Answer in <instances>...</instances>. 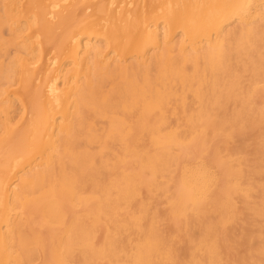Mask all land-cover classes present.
<instances>
[{
	"label": "bare ground",
	"instance_id": "bare-ground-1",
	"mask_svg": "<svg viewBox=\"0 0 264 264\" xmlns=\"http://www.w3.org/2000/svg\"><path fill=\"white\" fill-rule=\"evenodd\" d=\"M19 3L9 0L0 7V264L10 259L40 264L53 256L64 264H80L79 245L93 247L95 255L102 246L106 249L96 243L97 232L102 233L99 218L106 212L102 202L117 194L112 186L123 181V174L128 180L123 186L132 192L136 180L127 177L132 170L126 153L140 150L137 141L147 147L141 163L151 172L146 175L151 187L160 182L166 199V229H174L173 234L170 228L165 232L167 218L159 212L147 214L143 207L129 214L126 207L129 222H116L121 231L133 226L141 232L128 240L145 242L138 250L145 253L142 264H185L176 250L183 245L193 251L191 264H264L262 0ZM18 90L30 95L17 100L24 111L31 102L25 128L10 121L15 109L8 98ZM237 143L246 156L259 152L253 159L260 166L256 179L248 174L256 167H249ZM139 183L143 189L144 182ZM238 195L256 198L249 210L256 221L252 226L259 222L258 227L250 230L246 223L254 222L241 219L247 214L238 212ZM68 197L73 203L66 209L62 198ZM140 199V205L132 201L146 206ZM75 200L94 202L95 207L87 209L77 201L78 207ZM48 217L58 228L34 235L33 230L46 229ZM236 220L241 228L250 226L249 231L227 227ZM117 239L116 244L134 242ZM40 241L43 253L37 251ZM125 247L112 248L125 254Z\"/></svg>",
	"mask_w": 264,
	"mask_h": 264
},
{
	"label": "rangeland",
	"instance_id": "rangeland-1",
	"mask_svg": "<svg viewBox=\"0 0 264 264\" xmlns=\"http://www.w3.org/2000/svg\"><path fill=\"white\" fill-rule=\"evenodd\" d=\"M18 2H21V3H19V4H22L23 3V1L24 0H17ZM8 2H9V0H8ZM7 0H0V7H1V4L2 5H7ZM24 24V21L23 20H21V23L20 24ZM22 26V25H21ZM6 35V34H5ZM23 35L25 36V40H27L28 39V34H27V32H24L23 33ZM7 38V35L5 36V39ZM21 42H23V40L21 39ZM27 43H31V41L30 40H27ZM27 45V44H26ZM35 52H37V51H35ZM68 65V64H67ZM28 96H30V95H28V94H25V93H23V91L22 90H18V92L15 94V96H13V95H10L9 96V100H11L12 102H13V105H15V106H13L12 105V107H13V109H15V111L13 112V115H11L12 117H11V119L13 120H10L11 121V124H12V122L14 123V124H12V125H15V123L17 124V123H19L20 125H21V128H25V127H27L30 123L27 121V120H29L30 121V118H31V102L29 101V104H28V110L27 111H24V109H23V107H22V105L20 104L19 105V102H17V100L20 98V99H22V100H25L26 98ZM18 97V98H17ZM14 98V99H13ZM17 98V99H16ZM19 99V100H20ZM101 101H103V103L105 102V100H101ZM101 104H102V102H101ZM20 106V107H19ZM18 107V108H17ZM17 108V109H16ZM22 109V110H21ZM23 112V113H21V112ZM21 113V114H20ZM29 114V115H28ZM1 116H0V120H4V117H3V114H0ZM22 115V116H21ZM23 115H24V117H23ZM16 116H17V118H16ZM26 116H29L28 118H26ZM20 118V119H19ZM16 119V120H15ZM17 119H18V122H17ZM91 119H92V117H91ZM171 118H169V120H170ZM94 119H92V121H93ZM95 120H97V119H95ZM22 121V122H21ZM91 121V120H90ZM99 121V120H98ZM98 121H93V123L94 122H98ZM101 121V120H100ZM171 122V123H170ZM99 123V122H98ZM103 123V122H102ZM174 122L172 121V120H170L169 121V124H173ZM99 124H101V123H99ZM99 124H97V127L98 128H101V125L99 126ZM25 125V126H24ZM116 138H118L119 136H115ZM249 137L250 136H246V139H248L249 140ZM119 139H120V137H119ZM141 141H142V139H140ZM144 141H145V139H143ZM248 140H245V141H243V143L244 142H246V141H248ZM136 141L137 140H135L134 142L136 143ZM251 141H252V139H251ZM134 142H132L131 143V146L133 147V149L135 148L132 144H134ZM140 144V146L139 147H141V148H143L142 146V144H145V142H143V143H140L139 141H137V144ZM248 144L249 143H251L250 141H248L247 142ZM135 145L137 148H138V145ZM246 144V143H245ZM223 147L224 146V143L223 142H220L219 143V146L218 147ZM131 147V148H132ZM220 147V150L221 149H223V150H221V151H224V148L225 147H223V148H221ZM237 147V149L236 150H240V148H239V143H237V144H235V148ZM130 148V149H131ZM140 148V150L139 149H136L135 151H133L132 149H131V153H128L129 152V150H128V152L126 153L127 155L128 154H130V155H128V156H131V157H133V158H131L130 157V159H131V163H130V165H129V167L128 168H130L132 171H134V172H136V173H134V172H130L128 175H127V177H129L130 178V180H131V182H132V180H136V181H138V183L139 182H144L143 184H142V186H143V189L142 188H140L141 187V183H139V185H138V183H135L136 181H134V182H132L133 183V185H130V188H131V191L132 192H128V190H127V187L126 186H123L124 184H126L125 182L126 181H128V180H126L127 178H126V175L125 174H123L122 176H121V179H123V181L122 180H120V181H122L121 183H116L115 185H113L112 187H113V192H115L116 191V193L118 194V191H120L119 192V194L121 195H117V194H115V195H112L111 197H112V199H110V196H109V198L108 199H103L104 201H108V202H110V203H108V202H104V203H106V204H104L103 202H102V204L104 205L103 207L105 208H103V210L104 211H106L105 212V216H104V214L102 215V216H100V218H99V221H100V228H98V231H102V233L101 232H97V235L98 236H100V237H98L97 236V240H96V243L98 244V247L100 248V246L102 245L101 243H103V245L105 244L106 246H105V248L106 249H104V246H102L101 247V250L102 251H98L99 253L98 254H96L95 255V253L93 252V251H95V249L93 248V247H91V246H89V245H85L86 246V248H85V246H82V245H79V246H81L82 248H80V247H77V248H75V252L77 253V255H79V257H80V259L78 260V262H80L81 261V263L80 264H88V263H90V264H97L98 262H99V264H108V259H107V256H110L109 257V262H111V264H112V261H113V264H115V262L114 261H116V263H117V261H120L118 264H120L121 262V264H127V262L128 261H131V262H129V264H142V260H143V254H145V253H143V254H141V255H139V253L142 251V249H143V246H144V244H145V242L144 241H139V240H134V239H137V235H139L141 232L139 231V230H137V229H133L134 227L132 226L131 228L129 227V230H122L121 231V229L119 228V226H118V223L116 222V220H118V222H120L121 220L123 221V223L125 222V223H128L129 222V218L130 217H128L127 215H129L130 213H131V211L132 212H135V210H138L139 208H141V210H143V207H145L144 208V210H147L146 212H147V214L148 213H150V212H154V214H158V212L160 213L159 214V216L160 215H164L165 217L167 216L168 217V215H167V204H166V199L164 198L165 196L161 193V192H159V190L160 189H158V187H159V183L160 182H158L157 183V185H156V183L154 182V184H153V186L151 187V184H150V181H149V177L151 176V172H150V170L149 171H147V169L144 167V166H142L143 165V163H141V160H142V158L145 156L144 154L147 152V151H145V149L147 148H143V149H141ZM235 148H234V151L236 152V150H235ZM92 151H94V150H92ZM136 151L140 154V156L139 155H137V153H136ZM140 151H143L144 153H142L141 154V152ZM241 151V153H242V151H243V156L245 157V159L247 160V161H249L250 162V166L249 167H252V165H253V167H256V168H253L254 169V171H251L250 170V168H249V170H250V173L248 172V174L249 175H253V177L254 176H258V172H259V170H260V166H258L256 163H255V161H253V159H255V157H256V155H258L259 154V152H257V153H249L251 156H253V157H250L247 153V156L245 155V150H240ZM249 152H250V150H248ZM133 152L135 153V155L133 154ZM150 152H153V151H151L150 150ZM214 153H216V150H214ZM223 153V152H222ZM253 154V155H252ZM133 155V156H132ZM151 155H152V153H151ZM143 156V157H142ZM138 157V158H137ZM252 158V159H251ZM140 159V160H139ZM249 159V160H248ZM136 162V163H135ZM142 162H144V158H143V160H142ZM134 166V167H133ZM138 166H141V168L140 167H138ZM145 168V169H144ZM130 169H126V171L127 172H129L128 170H130ZM142 169H144L145 170V172H144V170H142ZM263 169H264V167H263ZM27 170H28V168H27ZM140 170H142V171H140ZM26 171V169L25 170H22V172H25ZM104 171H105V169H104ZM139 173H141V176H140V174H139V177H138V172ZM254 172V173H253ZM135 174V175H132L131 176V174ZM253 173V174H252ZM143 175V176H142ZM149 176V177H147V176ZM125 177V178H124ZM133 177H134V179H133ZM141 177V178H140ZM255 179L257 178V177H254ZM139 179H141V180H139ZM143 180V181H142ZM145 181H147L148 182V184L150 185V188H148L149 187V185L147 186V188H146V186H144V185H146V182ZM14 183H16V181L14 180ZM131 183V184H132ZM134 183H135V185H136V188H135V185H134ZM118 186V189L119 190H117V189H115L116 187ZM120 186H121V188H120ZM139 186V187H138ZM111 187V188H112ZM126 187V188H125ZM156 187V188H155ZM135 188V189H134ZM139 188H140V190H139ZM153 188H155V189H153ZM147 190V189H149L150 191H145V190ZM125 190V191H124ZM137 191V192H136ZM142 191V192H141ZM157 193H156V192ZM122 192H124V193H122ZM142 193V196L141 197H143L142 199H140V194ZM144 192V193H143ZM148 193V194H145V193ZM149 192H151V196H149ZM128 193V194H127ZM134 193V194H133ZM158 193H160V194H158ZM124 194H127V195H124ZM118 196L117 198L119 199V198H121V199H119V201H121L120 203L118 202V199L115 197V196ZM144 195L145 196H148L147 198H149L148 199V201L149 202H151L152 200H155V199H150V197H153V198H158L157 200H155V201H152L151 203H149L148 201H146V199L145 200H143L144 199ZM157 196V195H159V197L157 196V197H154V196ZM127 196V198H130L131 200H128L127 198H125ZM134 196V198H136V199H133L132 197ZM136 196H138V197H136ZM122 197H124V198H122ZM138 198L142 201V202H144L145 203V205L146 206H142V207H138L139 205H140V201L138 200ZM159 198H161L160 200H159ZM62 199H64V202H65V205H66V209H67V205H69L70 203H73L72 201L70 202V200H69V197L68 198H62ZM253 199V198H252ZM256 198H254L253 200H255ZM134 200H138V201H135L136 203H139V205H137L136 206V203L135 202H133ZM237 200H239V202H241V203H238V201ZM253 200H249L248 198H246V196H244V195H238V198H236V204H237V209H239V208H242V210L241 209H239V210H241V211H238V212H240V213H242L241 215H244L245 216V214H249L250 216H251V212H250V208H251V206L254 204L253 203ZM78 201V200H77ZM76 200L74 201V204L75 205H77V203L78 202H80L78 205L79 206H84V205H88V206H86L85 208H87V209H89L88 207H91V209L92 208H94L95 207V203L94 202H90V203H88V202H86V203H84L83 201H78L77 202ZM122 201H125V203L124 202H122ZM129 201H131V202H133V204L135 203V205L134 206H136L135 207V209L132 207L133 206V204L132 203H130ZM158 202H159V204H158ZM254 202H257L256 200L254 201ZM117 204V205H119V207H117V205H113V204ZM143 203V204H144ZM82 204V205H81ZM122 204H124V205H122ZM127 204L129 205V206H127ZM131 204H132V206H131ZM147 204H149V206L147 205ZM162 204V205H161ZM238 204H240V206L238 205ZM77 205V206H78ZM91 205V206H90ZM108 207H107V206ZM120 205H121V207H120ZM142 205V204H141ZM155 205V206H154ZM78 206V207H79ZM126 207H128L129 208V211L130 212H127L128 211V208H126ZM132 207V209L130 210V208ZM149 207V208H148ZM151 207H153V208H151ZM245 207V208H244ZM106 208H108V209H106ZM117 208V209H116ZM119 208H121V210H119ZM125 208L127 209V210H125ZM166 208V209H165ZM110 209H112V211L110 210ZM150 209V211H148ZM153 209H154V211H153ZM244 209V210H243ZM117 210V211H116ZM124 210V211H123ZM141 210H139V211H136V212H138V213H140V211ZM88 211V210H87ZM96 211V210H95ZM156 211V212H155ZM109 212V213H108ZM129 213V214H127V213ZM143 211H141V213H142ZM163 212V213H162ZM246 212V213H245ZM111 213V215L109 216V214ZM115 213H118V216H117V214H115ZM140 213V214H141ZM74 214V213H73ZM121 214L122 215H124V216H121ZM147 214H145V212H143L142 213V216L144 215V219H145V217H147V216H145V215H147ZM72 215V214H71ZM106 215H108L107 217H106ZM113 215H115V216H113ZM246 215V216H247ZM122 217V218H120V217ZM245 216V218L243 217H241V219H243V221L244 222H247L249 219H250V221H253L254 222V220H251V218H253L252 216L250 217V218H247ZM107 218V220L106 219H104V218ZM164 217V218H165ZM166 217V218H167ZM52 218V217H51ZM111 218H115V219H111ZM123 218H125V220H123ZM165 218V219H166ZM101 219V220H100ZM254 219V218H253ZM52 220H53V218H52ZM112 220V221H111ZM145 220H147V219H145ZM145 220H144V222H142V223H145ZM256 220V219H255ZM46 221H48V222H46V224H45V226H46V229L45 228H37L36 230H33V234L35 235V234H39L40 232V234L42 235V236H45V235H47L51 230H53V228L55 227V228H58L57 226H56V224L55 223H53V222H51L50 221V218L48 217L47 219H46ZM103 221H107V223L106 222H103ZM115 221V222H114ZM143 221V220H142ZM237 221H240V220H236V222H233L231 225H228L227 227H229V226H233L232 227V229H234L235 228V230H237V229H245L246 227L248 228V231H249V227L248 226H246V227H244L245 226V224L243 225V228H241L242 226H240V224L242 223V222H237ZM242 221V220H241ZM147 222H149V220L147 221ZM49 223H51V224H53V225H49ZM111 223H113V224H111ZM142 223H140V225L142 224ZM252 222H249V223H246V224H250L251 225V229L250 230H252L254 227H258L259 226V222L253 227L252 225H254L255 223H256V221L253 223V224H251ZM106 224V225H105ZM114 224H116V225H114ZM237 224H239V225H237ZM148 225H149V223H148ZM108 226V227H107ZM114 226H117V228L116 227H114ZM154 226L157 228V225H155L154 224ZM165 226V227H164ZM164 226H163V228H164V230H165V232H167V231H169L170 229H172L173 231H170L169 233H171V234H173V232H174V229L173 228H168V229H166V227H168L169 225H168V218H167V220H166V222H164ZM113 229L112 230V232L110 231V229ZM230 228V227H229ZM44 229V230H43ZM100 229V230H99ZM106 229H109V230H106ZM228 229V228H227ZM232 229H229V230H231V232H233L234 230H232ZM41 230V231H40ZM46 230V231H45ZM115 230H120L121 232H117V233H113V232H115ZM133 230H135V233L134 232H132ZM42 231H44V233L42 232ZM109 231V232H108ZM127 231H129V234L130 235H128V232ZM48 232V233H47ZM107 232V233H106ZM111 232V233H110ZM131 232V233H130ZM136 232H138L137 234H136ZM156 232L157 231H154V233L156 234ZM99 233H100V235H99ZM104 233H106V235H103ZM120 233H123V239H121L120 237H122V236H120V235H122V234H120ZM117 234V236L119 237V239H117L118 237L117 236H115ZM118 234H120V235H118ZM133 234H135L133 237L131 236V235H133ZM171 234H169V235H171ZM106 236V237H105ZM125 236H128L127 238H125ZM130 236V237H129ZM136 236V237H135ZM172 236V235H171ZM108 237H110V238H108ZM101 238V239H100ZM113 238V239H112ZM128 238H134V239H130V240H128ZM110 239V241H108V240ZM114 239H117V240H115V242H118V241H121V240H124V241H134V242H129V243H127V242H125V243H121V242H119L118 244H119V246L120 247H125V249L124 250H121V252L122 251H124L125 252V254H129V255H125L123 252L122 253H119L120 251V247L119 246H117L118 244H116V243H114ZM126 239V240H125ZM99 240H100V242H99ZM113 240V241H112ZM103 241V242H102ZM123 241V242H124ZM105 242V243H104ZM113 242V243H112ZM135 242H137V243H135ZM139 242H141V243H139ZM108 243H110V244H108ZM111 244H112V246H111ZM135 244H137V245H135ZM140 244H142V245H140ZM107 245H108V247H107ZM125 245V246H124ZM130 245V246H129ZM116 247L117 249H119V250H117L116 248H112V247ZM142 246V247H141ZM184 246L185 245H183V247H180V248H178V249H176L177 251H178V253H179V259L181 260V261H184V263L185 264H191V261L189 260L191 257V255L193 254L192 252V250L191 251H189V248L187 247V245H186V247L184 248ZM40 247V246H39ZM111 247V248H110ZM131 247L133 248V250L135 251V252H132L131 251ZM110 248V249H109ZM127 248H129V249H127ZM94 249V250H93ZM113 251H112V250ZM37 250V249H36ZM91 250V251H90ZM127 252H126V251ZM138 250H141V251H138ZM37 251H39L40 252V249H38ZM81 251H83L84 253H85V255H84V253L83 252H81ZM86 251H87V253H86ZM106 251V252H105ZM113 252L112 254H111V252ZM100 252H104V254L102 255V254H100ZM129 252V253H128ZM139 252V253H138ZM183 252V253H182ZM92 253V254H91ZM106 253V254H105ZM108 253H110V255L108 254ZM130 253H131V255H130ZM136 253V254H135ZM192 253V254H191ZM113 254H114V256L118 259H116L114 256H113ZM119 254H122V255H119ZM194 254L196 255V256H198L197 255V253L196 252H194ZM100 255H102V256H100ZM132 255H134L135 257H132ZM82 256H84V258H82ZM187 256V257H186ZM86 257H89V258H86ZM99 257V258H98ZM120 257H123L122 259L120 258ZM126 257V258H125ZM132 257V258H131ZM136 257H138V258H136ZM98 258V259H97ZM100 258L102 259V262H104V263H102L101 261H100ZM112 258V259H111ZM127 258H129V260L127 259ZM131 258V259H130ZM140 258V259H139ZM61 258H60V256L59 257H57V258H55V259H51V260H49L48 261V263L47 264H64L63 263V261H62V259L60 260ZM84 259H86L85 261H83ZM94 260V261H91V260ZM104 259H106L105 261H103ZM11 260V261H10ZM9 260V264H19V263H17L16 262V260L15 261H13L12 259H10ZM87 260H90L91 262H88ZM124 260V261H123ZM132 260H134V261H132ZM95 261H98V262H95ZM141 261V262H140ZM16 262V263H15ZM20 262H22V261H20ZM106 262V263H105ZM125 262V263H124ZM189 262V263H188ZM39 263V261L38 262H35V263H32V264H38ZM22 264H25V263H22ZM40 264H41V262H40ZM110 264V263H109Z\"/></svg>",
	"mask_w": 264,
	"mask_h": 264
},
{
	"label": "crops",
	"instance_id": "crops-1",
	"mask_svg": "<svg viewBox=\"0 0 264 264\" xmlns=\"http://www.w3.org/2000/svg\"><path fill=\"white\" fill-rule=\"evenodd\" d=\"M48 233V232H47ZM50 233V232H49ZM48 233V234H49ZM43 244V245H42ZM39 246H41V248H39L40 249V252L41 253H43L44 252V249H45V243L43 242V243H41V241H40V243H39ZM43 248V249H42ZM43 251V252H42ZM55 258H57L56 256H53L52 258H48V259H46V261H43L41 264H47L48 263V261L49 260H51V259H55ZM47 262V263H46Z\"/></svg>",
	"mask_w": 264,
	"mask_h": 264
},
{
	"label": "snow or ice",
	"instance_id": "snow-or-ice-1",
	"mask_svg": "<svg viewBox=\"0 0 264 264\" xmlns=\"http://www.w3.org/2000/svg\"><path fill=\"white\" fill-rule=\"evenodd\" d=\"M261 15L264 17V0H262V5H261ZM173 264H180L179 261L173 262Z\"/></svg>",
	"mask_w": 264,
	"mask_h": 264
}]
</instances>
